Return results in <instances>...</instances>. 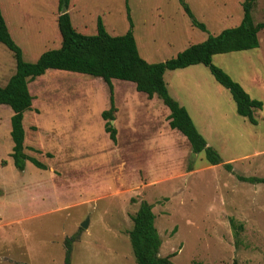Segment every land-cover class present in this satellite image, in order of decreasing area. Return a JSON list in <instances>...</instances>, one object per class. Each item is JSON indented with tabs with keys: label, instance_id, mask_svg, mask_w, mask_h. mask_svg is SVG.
<instances>
[{
	"label": "rangeland",
	"instance_id": "1",
	"mask_svg": "<svg viewBox=\"0 0 264 264\" xmlns=\"http://www.w3.org/2000/svg\"><path fill=\"white\" fill-rule=\"evenodd\" d=\"M184 2L207 33L191 26L177 0H128L137 50L147 63L169 60L242 19L243 0ZM0 9L26 62L56 47L57 0H0ZM65 12L85 34L93 33L97 18L111 36L128 29L124 0H70ZM251 15L264 23V0H255ZM257 37L256 49L212 58L262 103L255 125L237 115L230 93L204 66L164 73L169 95L221 165L210 166L203 153L192 156L185 137L168 126L162 102L119 80L111 81L113 143L100 116L110 108L107 85L51 71L28 84L33 120L23 118L25 153L47 169L27 162L19 172L10 157L12 111L1 105L0 264H64L71 237V264H136L128 231L142 201L155 215L159 256L175 254L173 264H264V184L237 179L264 178V30ZM14 72L13 56L0 44V87ZM231 220L241 227L238 238Z\"/></svg>",
	"mask_w": 264,
	"mask_h": 264
},
{
	"label": "trees",
	"instance_id": "2",
	"mask_svg": "<svg viewBox=\"0 0 264 264\" xmlns=\"http://www.w3.org/2000/svg\"><path fill=\"white\" fill-rule=\"evenodd\" d=\"M70 0H57L59 15L56 18L59 46L44 51L36 61L26 62L22 50L12 40L4 16L0 9V44L13 56L15 72L7 83L0 87V106L11 109L10 138L12 149L10 157L13 166L23 172L26 163L45 171L47 166L39 162L36 157L25 153V125L23 118L31 116L33 98L29 93L28 84L42 78L48 72L62 71L101 79L108 88L110 108L101 112L104 131L109 139L116 142V130L111 124L114 121L116 109L114 107L113 88L111 80L133 83L135 90L146 95L148 99L156 96L169 110L168 126L185 137L190 145L192 154L203 153L204 159L210 166L223 163L219 154L207 146L203 137L195 129L187 111L181 107L168 93L164 73L185 69L190 66L202 65L207 68L214 81L226 89L235 104V111L239 117L247 119L253 125L256 120L254 112L262 109L260 101L251 99L236 82L220 68L212 64V58L219 54H228L256 49L259 47L258 33L264 30V23L255 24L251 12L255 0H243L241 4L242 19L238 25L225 28L216 35H208L200 43L192 44L176 54L175 57L160 63H147L137 50L133 36V22L130 17L128 0H124L125 16L128 23L127 31L120 36H111L105 30L101 18H97L93 33L85 34L71 24L67 12L61 14L62 9L68 10ZM184 15L191 26L200 32L207 33L206 26L197 21L184 0H177ZM24 119V124H25ZM32 116L28 122H31ZM42 154L34 150V154ZM47 157L49 155L47 154ZM230 172L231 164L222 165ZM189 171L191 170L188 168ZM240 182L248 184H264V178L237 176ZM132 227L128 231V239L132 255L136 264H173L171 258L159 256L161 240L155 228V215L152 206L142 201L134 215L131 216ZM235 238H238L240 226L230 221ZM75 237L66 239L64 264H71L72 245Z\"/></svg>",
	"mask_w": 264,
	"mask_h": 264
},
{
	"label": "crops",
	"instance_id": "3",
	"mask_svg": "<svg viewBox=\"0 0 264 264\" xmlns=\"http://www.w3.org/2000/svg\"><path fill=\"white\" fill-rule=\"evenodd\" d=\"M54 23H55L54 26H55L56 29H57V26H56V19H55V22H54ZM7 26H8V25H7ZM9 30H10V29H9ZM205 39H206V38H205ZM52 43L57 44L56 47H54V48H57V47L59 46V40H58V34H57V31H56V36H55L54 42H52ZM188 46H190V45H188ZM188 46H187V47H188ZM187 47H186V48H187ZM54 48H52V49H54ZM186 48H185V49H186ZM43 52H44V51H43ZM43 52H41L40 55H41ZM40 55H39V56H40ZM39 56H38V57H39ZM175 56H176V55H175ZM38 57H37V59H38ZM37 59H36V60H37ZM36 60H35V61H36ZM33 62H34V61H33ZM190 67H191V66H190ZM163 77H164V76H163ZM111 81H112V80H111ZM165 84H166V83H165ZM166 87H167V86H166ZM168 93H169V92H168ZM145 96H146V95H145ZM155 98H157V97H156V96H153L152 99H149V101H150V100L155 101V100H154ZM157 99H158V98H157ZM32 102H33V101H32ZM176 102H177V101H176ZM177 103H178V102H177ZM178 104H179V103H178ZM166 109H167V108H166ZM168 111H169V110H168ZM163 114L165 115V117H166L167 115H169V113H167V112H165V111H163ZM11 116H12V115H11ZM167 122H168V121H167Z\"/></svg>",
	"mask_w": 264,
	"mask_h": 264
},
{
	"label": "water",
	"instance_id": "4",
	"mask_svg": "<svg viewBox=\"0 0 264 264\" xmlns=\"http://www.w3.org/2000/svg\"><path fill=\"white\" fill-rule=\"evenodd\" d=\"M65 11H66L65 9H62V10H61V14H64ZM192 156H194V154H192ZM86 225H87V224H86V221H85V222L81 225V227H82V228H86Z\"/></svg>",
	"mask_w": 264,
	"mask_h": 264
}]
</instances>
